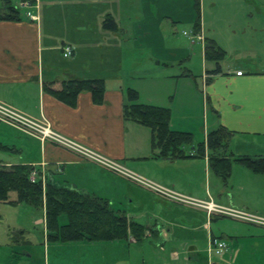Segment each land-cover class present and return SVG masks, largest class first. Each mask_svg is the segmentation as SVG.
Here are the masks:
<instances>
[{"label": "crops", "instance_id": "1", "mask_svg": "<svg viewBox=\"0 0 264 264\" xmlns=\"http://www.w3.org/2000/svg\"><path fill=\"white\" fill-rule=\"evenodd\" d=\"M23 1L10 0L19 14L16 20L9 21L1 19L0 0L1 103L32 120L44 121L62 137L120 163L148 182L198 201L215 203L211 191L213 172L206 150L204 158L160 157L151 144V131L124 117V108L129 105L127 92L131 89L137 93V103L168 108L169 128L181 132L172 123L174 119L190 118L186 100L195 97L197 85L193 70L200 58V95L206 120L202 142L209 127L211 131L224 128L230 133L225 156L231 160L240 155L264 156V3H259L260 0L237 6L241 9L236 8V15L227 20V25H237L234 31L227 29L224 33L211 24L208 30L212 33L207 37L206 26L200 22L198 34L184 33L191 43L186 42L185 46L172 40L169 35L172 27L167 34L161 33L158 25L162 21L157 9L152 8L155 18L153 14L148 15L144 0H139L134 22L126 26L116 22L106 3L101 8L100 2L106 0H36L37 11L34 7L29 10L20 7ZM121 1V12L130 20L132 5L137 3ZM19 7L33 13L36 19L24 16ZM224 10L230 8L224 7ZM227 17L228 13L213 21H220L221 25V20ZM162 18L169 19L173 25L180 22ZM190 19L188 15L186 21ZM249 33L250 41L253 45L256 43V49L248 48L253 54L244 47V38ZM205 39L213 40L224 52L215 74H210L215 70L214 64L204 57ZM194 41L199 43L197 53ZM67 46L73 48V54L64 58L62 49ZM229 50H233L230 60L225 58ZM237 72L242 74L237 76ZM92 79L104 81L103 99L99 104L93 102L89 92L78 94L71 106L43 90L45 84L60 89L64 81ZM163 100L168 101V106L165 107ZM0 124L19 133L14 137L18 147L10 146L13 152L27 153L25 161L0 160L3 164L30 165L44 174L45 181L104 199L123 211L129 221L146 227L141 242L133 241V237L125 242H108L107 245L114 244L118 247L115 250L123 252L120 257L124 264H218L206 255V248L211 238L226 241L224 233L218 231L219 235H215L211 227L212 221L221 216H208L199 208L173 202L59 144L41 141ZM0 140H6L5 135L0 134ZM235 164L240 165L232 162V166ZM230 174L229 177L233 175V168ZM232 178L229 182L221 180L217 192L231 191L227 199L231 206L249 210L239 199L235 202L232 192H243L248 182L264 183V175L243 170L241 181L232 184ZM215 204L226 206L221 201ZM68 248L74 251L77 247ZM132 255L137 258L132 259ZM79 262L87 264V256L81 261L78 259ZM111 262L115 264L116 260Z\"/></svg>", "mask_w": 264, "mask_h": 264}, {"label": "rangeland", "instance_id": "2", "mask_svg": "<svg viewBox=\"0 0 264 264\" xmlns=\"http://www.w3.org/2000/svg\"><path fill=\"white\" fill-rule=\"evenodd\" d=\"M18 1L19 0H15V2ZM145 1L147 2L146 6L148 9V15L153 14L155 18L156 13L153 11V9H157L158 18L160 21H162L161 24L158 25L161 33L164 35L167 34L170 28L172 27L171 32H169V35L172 36V40L178 42L179 45L185 46L186 42H188L189 44L191 43L184 36V33H186L188 36H195L193 31V25L197 17L195 7L196 1H198L199 4L200 22L201 24H205L207 31L206 36L209 37L208 35H211L212 33L208 30L211 24H213L211 25L213 26V28L217 30L219 29L218 31L224 30V33H227L225 31L227 29H229V31H234L237 25H227L228 18H231L236 15V8L238 5L240 7L241 4L245 5V2L251 3L254 0H227L228 2L225 0H144V2ZM35 2L36 0H34V2L32 3L29 2V4H34L33 7L37 11L38 8ZM134 2H136L137 5ZM139 2V0L133 1L134 4L132 5V12L129 15L130 20L128 19L127 14L124 15L123 12H121V10L123 9H120V5L123 4L121 0H106L100 2V6L102 8L105 3V7L110 6V13L112 15H115L116 22H119L121 23V25L126 26V24L128 23L134 22L135 16L138 13L136 9L138 8ZM226 2L227 4H225ZM259 3H264V0H260ZM224 7H228L230 8V10L222 11V8ZM19 9L20 13H24L25 16L27 11L25 12V10L20 7ZM217 10H219L218 13ZM226 13H228V17L224 21L221 20V25L219 24L220 21H213L216 18L222 19V17L225 16ZM188 15L191 18L189 22L186 21ZM162 17H169L173 20L179 19L180 22L175 23L173 25L169 19H164ZM220 27H222V29ZM247 36V38H244V47H247L246 51L248 53L253 54V52L249 51L248 48L252 46L256 49V43L255 45H253V42L250 41V33ZM262 44L263 41L261 42V46H263ZM194 45L196 49L195 53H197V46H199V43H197V41H194ZM261 46L260 48H262ZM232 53L233 50H229V53L228 55H226L225 58H228V60H230L233 56L231 55ZM208 66L211 68L214 67L211 64ZM193 71L195 82L197 85L194 91L195 97H191L186 100V107L190 111V116L188 117L190 118L188 120L183 121H177L174 119L172 124L175 128L182 130L181 132L185 131L187 133H191L193 141L196 144L204 140V133L206 131V124H204L206 123V120H204L203 118V108L200 95V91L202 90V83L199 77L201 71L200 58H198V61L195 63V68ZM189 82L195 85L194 81ZM163 103L165 107L168 106V101L163 100ZM40 122L44 123V121ZM208 129V132H210L211 128L209 127ZM0 134L5 135L6 137V140H0V142H2L4 145H7L9 147L15 145L16 148L18 147L19 144L17 145V140L14 137H18L19 133H17L11 128L5 127L4 125L0 124ZM26 159V151L20 153L19 151L13 152V148L11 152L0 151V160L8 161V163H20L22 161H25ZM0 165L5 164L0 161ZM232 168L233 175L229 177V179H226V181L229 182L230 178L233 177L231 183L234 184L238 181H241V172H243V170L248 169H246L245 167H241L237 164L233 165ZM32 174L30 176V180L32 179ZM35 177L36 176L34 174V179ZM44 177V174L41 173L40 181L43 187L45 185ZM212 180L213 181L211 184V191L213 197L215 198V203H220L221 201L226 205L223 206L224 208H230V210L244 211L264 219V183L262 181L259 183L248 182V187L243 192H232L234 194L235 202L237 203L239 199L240 201H242L243 204L249 207L248 210L240 207L236 208V206H231L232 204H230L227 200L228 192L231 193V191L224 190L223 193H221V191L220 193H218V185L219 182H221V179L219 177H216V175L212 173ZM229 188L230 187H228L227 190H229ZM153 193L156 194L155 192ZM219 194L221 195L220 198ZM9 197L10 199H15L16 194L14 192H11L9 194ZM260 199H262L263 201H261ZM112 207L114 209H117V207L115 206ZM204 212L207 214L206 211ZM43 214V210L35 209L24 203L17 204L15 206L0 203V264H80V262L78 263V259H80L81 261L84 256H87V264H112L111 259L116 260L115 264H124L123 259L120 257L123 252L120 249V251L115 250V248L118 247H116L114 244L107 245L108 243H94L99 245H93L92 247L91 245H82L80 243H75L71 245L48 243L46 240V231ZM214 214L216 215L217 213ZM216 216L221 217H219L217 220H213L211 227L215 235H219V232L224 233L223 237L224 239H226V241H224L223 239L218 240L225 242L226 248L221 253V255L216 257L213 256V261L217 262L218 264H264V225L246 223L225 214ZM60 222H65L63 216L61 217ZM146 231L144 233V237ZM132 239L133 241H136L135 238ZM68 246H76L77 248L73 251V249L68 248ZM78 246H80V248ZM206 255L210 257L208 255L207 248ZM131 257L132 259H135L136 256L132 255Z\"/></svg>", "mask_w": 264, "mask_h": 264}, {"label": "trees", "instance_id": "3", "mask_svg": "<svg viewBox=\"0 0 264 264\" xmlns=\"http://www.w3.org/2000/svg\"><path fill=\"white\" fill-rule=\"evenodd\" d=\"M1 3L3 6L1 19L16 20L19 13L11 5L10 0H1ZM195 7L197 17L193 31L194 34H198L200 31L198 1ZM204 43L205 60L214 64L215 70L210 74H215L218 72L217 67L223 59L224 52L213 40L205 39ZM104 87V81L101 79L69 80L62 82L60 89H53L51 84H45L43 90L72 106L78 94L82 92H89L94 103H101ZM137 97L134 90H128L129 105L124 108V117L151 131V144L160 157L170 160L204 158L206 150L210 169L222 181L230 176L232 162L240 164L253 174L264 175V156H237L231 160L224 155L230 138V133L224 128L209 132L205 142L195 144L191 133L173 131L169 128L168 108L139 104ZM11 150V147L0 143V151ZM32 173L36 176L33 181L30 180ZM40 175V170H35L27 164L0 165V203L10 206L24 203L43 210L48 243L125 242L129 237L141 242L144 239L146 227L129 221L123 211L114 209L106 200L57 185L47 179L43 187ZM11 192L16 194L15 199H10ZM62 216L65 219L64 223L60 222Z\"/></svg>", "mask_w": 264, "mask_h": 264}, {"label": "built area", "instance_id": "4", "mask_svg": "<svg viewBox=\"0 0 264 264\" xmlns=\"http://www.w3.org/2000/svg\"><path fill=\"white\" fill-rule=\"evenodd\" d=\"M20 7L30 9L33 6H31L28 1H25V2L23 1ZM25 16L33 21L36 19V17L30 11H27ZM72 54H73V48L67 46L62 49V56L64 58H69L72 56ZM241 74L242 72L236 73L237 76H240ZM0 123L7 124L26 134L38 137L42 141L49 140L51 142L59 144L60 146L65 147L66 149H69L77 153L82 158L88 161L94 162L115 174L124 176L125 178H128L131 181L141 184L142 186L155 192L156 194H159L160 196L164 198H167L178 204H184V205L200 208L206 211L208 216L215 215L214 213H217L216 215L225 214V215L234 217L237 220H241L246 223L264 225V219L256 215H252L247 212L239 211V210H230V208L221 207L213 203L212 201H198V200L180 195L173 190H170V189L158 186L154 183L148 182L134 175L133 173L127 171L120 163L113 161V160H109L105 158L104 156H101L100 154L88 148L80 146L62 137L61 135L54 132L47 123L32 120L28 118L27 116L21 114L20 112L16 111L15 109L1 102H0ZM31 180L32 181L34 180V174H32ZM225 248H226L225 242L218 240V238L217 239L211 238L208 240L207 252L211 258L213 256L216 257V256L221 255V253L225 250Z\"/></svg>", "mask_w": 264, "mask_h": 264}]
</instances>
